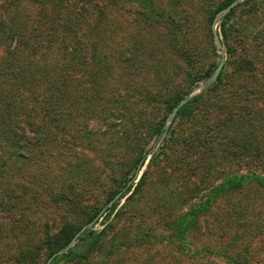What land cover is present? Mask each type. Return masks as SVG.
<instances>
[{
    "label": "rangeland",
    "instance_id": "obj_1",
    "mask_svg": "<svg viewBox=\"0 0 264 264\" xmlns=\"http://www.w3.org/2000/svg\"><path fill=\"white\" fill-rule=\"evenodd\" d=\"M44 1L0 0V97L24 134L15 159L0 150V264H45L64 225L92 234L49 264H264V0L227 19L225 0ZM20 61L47 84L8 73Z\"/></svg>",
    "mask_w": 264,
    "mask_h": 264
},
{
    "label": "trees",
    "instance_id": "obj_2",
    "mask_svg": "<svg viewBox=\"0 0 264 264\" xmlns=\"http://www.w3.org/2000/svg\"><path fill=\"white\" fill-rule=\"evenodd\" d=\"M33 3H35L36 0H29ZM234 0H225L223 3H221L217 9L214 11L213 14L215 13H219L220 11H222L223 9H225L227 6H229ZM44 2H49L50 4L53 5V10L54 12H57L58 9V4L55 3L54 0L51 1H44ZM73 2H75V4L78 3H83L80 7H78V9L75 11L77 13V15H81V12L84 11L85 6H87V3L90 4L89 6L94 7V10H96L99 14L103 12V9H100L97 7V5H94L91 3V1L88 0H73ZM71 5H69V7H66V10L69 9L71 11V9H73L72 3H69ZM238 6V5H237ZM236 6V7H237ZM92 7H90V9L92 10ZM235 7V8H236ZM88 8V7H87ZM231 9L229 11V13H227L224 17V19H227L233 12V10L235 9ZM59 14V12H58ZM57 14V15H58ZM101 15V14H100ZM57 18V17H56ZM55 20H58V18ZM96 25H97V20L95 21ZM11 34L10 31H7V34ZM13 33V32H12ZM19 35H16L14 33V35H11L10 38L13 39V37H15V43L17 42V44L13 45L12 47V51H9V54L11 55V59L14 60L15 56L12 54H14V51H17V49H19L20 47H24V45H26L29 41L27 40V37L25 36L23 31H19L18 33ZM217 57V55H216ZM24 61H20L19 63H17L15 66L16 68H14L13 64H6V70L7 68H9L8 73H16L19 77H21V81H25L27 78H29V83L33 81L34 78H39L42 80V82L44 81L47 84L48 78H49V71H47V69L43 68L42 70L37 68V65L34 67L33 65H31V68L29 67L30 65H23ZM218 62L214 63L212 65V67L209 69V71H207V73L205 74V77H209L214 69L216 68ZM224 68L225 65H222V68L218 74V76L216 77L214 83L211 85V87L219 85L222 82V78L224 76ZM6 71V72H7ZM37 75V76H36ZM63 77L60 75L56 81L55 84L58 85V87H56V91L58 92L59 96H61V94H63L65 92V88L63 87L64 82H63ZM49 96V99H53L52 95H47ZM62 96H66V92L62 95ZM64 97H59L60 98V103H62V101L64 100ZM199 96H195L193 98H191V100L187 101V103L181 107L178 108L175 117L173 118V121L176 117H178L185 109L186 105H188L191 101L197 100ZM33 100V98H32ZM0 150L3 148V143L5 141L8 142L10 149L9 151H7V156L10 157L11 159H15L17 157V153L16 150L17 148H19V144L17 143L18 138H23L24 134L22 135V131L19 133V135L17 134L19 132V130L17 131V127H16V119H15V114L17 113V109L19 108V105H16L15 101H9L6 99H3V97H0ZM160 132H158L159 134ZM20 136V137H19ZM14 148V149H13ZM146 153L142 154L137 160H136V165L134 167V171L132 172V174L130 175L129 178H127L120 186L119 190L114 191L110 197L107 199V202H110L121 190H125L124 193H122L118 199H120L126 192H128L131 189L132 186V182L133 178L136 176V172H138L140 170V168L142 167L145 159H146ZM131 182V183H130ZM128 183H130L129 185H127ZM231 187V186H230ZM218 194V191H214V195L216 196ZM116 203V202H115ZM115 203H113L111 205L110 211H112L114 209ZM99 210H94L92 212V214L88 215L84 221L85 224L91 222L93 220V218L96 217V215L98 214ZM107 215H105L106 217ZM183 222H180L177 225H182ZM80 227L76 226V227H72L70 225H64V227H61L58 232L56 233V235L54 236H50L47 237L46 240L44 241V244L46 246L45 248V253H46V261L47 259L54 254L55 252L65 248L66 246H68V244L70 243V241L72 240V238L75 236V234L79 231ZM92 234V231L89 230L87 232H83L81 233L79 236L76 237L73 246L71 249L67 250L66 252L62 253L60 256H55L52 261H55L57 259H74L78 253V251H81L83 249H81V243L84 241H86L90 235ZM95 243L94 241L90 244H88L84 249L89 250V248H91L92 246H94ZM83 247V246H82ZM207 250V249H206ZM205 250V251H206ZM51 261V262H52ZM236 264H244V263H239L236 261Z\"/></svg>",
    "mask_w": 264,
    "mask_h": 264
},
{
    "label": "water",
    "instance_id": "obj_3",
    "mask_svg": "<svg viewBox=\"0 0 264 264\" xmlns=\"http://www.w3.org/2000/svg\"><path fill=\"white\" fill-rule=\"evenodd\" d=\"M238 1H240V0H234L229 6H227L225 9H223L222 11H220V12L218 13V15H220V14H221V15H224V14H226L231 8H233V7L236 5V3H237ZM213 37H214V41H215V45H216V47H219L220 42H219V37H218V35L216 34V32H213ZM222 65H223V60L221 59V60L219 61V63L217 64L216 68L214 69V71H213L211 77H210V78L208 79V81L206 82V84H210V83H212V82L215 81L216 77L218 76V74H219V72H220V70H221V68H222ZM183 102H184V101L180 102V103L177 105V107L174 109V111H173V113H172V115H171V117H170L169 120H171V119L173 118L174 114L176 113V111L178 110V108L183 104ZM165 128H167V125H166ZM117 196H118V195H117ZM117 196H116L115 198H117ZM83 230H84V228L80 229V230L75 234V236L72 238V240L70 241V243L68 244V246H66L64 249H62V250H60V251H57V252H55L54 254H52V255L47 259V261L45 262V264H49L55 256H57V255H59V254H62V253H64V252H66L69 248H71V247L73 246V243H74L76 237L79 236Z\"/></svg>",
    "mask_w": 264,
    "mask_h": 264
}]
</instances>
